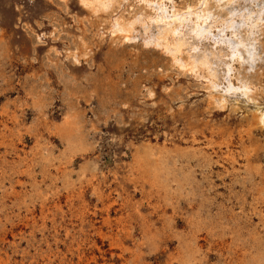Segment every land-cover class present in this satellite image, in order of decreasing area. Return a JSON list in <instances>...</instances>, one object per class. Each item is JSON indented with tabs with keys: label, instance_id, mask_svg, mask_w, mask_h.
Wrapping results in <instances>:
<instances>
[{
	"label": "rangeland",
	"instance_id": "374dc122",
	"mask_svg": "<svg viewBox=\"0 0 264 264\" xmlns=\"http://www.w3.org/2000/svg\"><path fill=\"white\" fill-rule=\"evenodd\" d=\"M127 1L0 0V264H264L263 22L218 108Z\"/></svg>",
	"mask_w": 264,
	"mask_h": 264
},
{
	"label": "bare ground",
	"instance_id": "6f19581e",
	"mask_svg": "<svg viewBox=\"0 0 264 264\" xmlns=\"http://www.w3.org/2000/svg\"><path fill=\"white\" fill-rule=\"evenodd\" d=\"M118 1L81 0L82 4L95 13L110 10ZM142 1L146 2L154 13L137 14L128 21L114 20L111 28L115 33L123 34L126 41V39L130 40L129 38L140 28L146 36L149 35L147 40L155 42L157 47L169 53L179 68L206 77L209 85L206 82L208 87L205 88H208V93L212 96L211 100L218 108H225L228 96L235 92H240L241 97L244 96L249 100L255 98V93L251 89L252 85L247 79L238 78L240 76H236L237 79H235L232 74L238 69H234L235 62L241 61V66L245 62L251 67L258 59H261L260 54L263 55L259 53L260 49L257 47L259 40L257 34L262 22L264 24V15H262L264 7L257 3L258 0H197L196 4L187 5L180 10L174 6L169 10L165 0ZM256 78L259 77L256 76ZM232 79L238 80V83H234ZM252 121L255 122L254 125L264 128V113L254 115ZM144 166L146 168V165Z\"/></svg>",
	"mask_w": 264,
	"mask_h": 264
}]
</instances>
